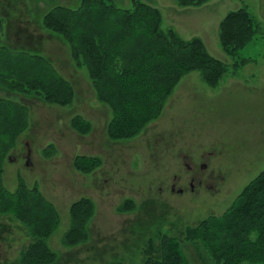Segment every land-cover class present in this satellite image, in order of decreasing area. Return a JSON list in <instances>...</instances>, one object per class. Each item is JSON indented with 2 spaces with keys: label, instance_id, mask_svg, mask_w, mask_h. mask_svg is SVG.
Returning a JSON list of instances; mask_svg holds the SVG:
<instances>
[{
  "label": "rangeland",
  "instance_id": "obj_1",
  "mask_svg": "<svg viewBox=\"0 0 264 264\" xmlns=\"http://www.w3.org/2000/svg\"><path fill=\"white\" fill-rule=\"evenodd\" d=\"M133 1L113 3L127 9ZM141 1L162 11L165 29H176L184 39L201 37L210 54L225 62L229 71L217 88L207 85L198 71L185 75L162 116L136 137L145 142H106L111 110L97 99L86 67L75 65L70 46L41 26L44 13L53 7L78 9L81 0H0V50L45 56L76 89L74 102L66 107L33 96L14 97L28 107L30 123L5 161L4 184L10 192L17 190L22 178L28 187L38 185L57 207L61 224L49 244L61 256L59 264L141 263L144 251L155 246L147 239L156 227L178 235L187 226L222 215L264 170V0H211L187 8L177 0ZM244 7L261 28L249 45L231 57L221 47L219 26L229 12ZM33 37H37L34 48L29 46ZM240 60L249 62L234 67ZM76 115L93 124L88 135L72 125ZM167 135L177 142H158ZM50 145L53 148L47 153ZM208 152L206 177L217 176L216 188L209 192L202 187L194 196L170 192L174 176L182 178L180 185L188 183L183 155L199 161ZM81 155L98 156L102 165L91 174H82L73 164ZM82 198L96 204L90 240L67 247L63 240L71 227L70 209ZM128 199L138 209L125 213L119 208ZM1 222L9 233L0 235L1 242L6 239L0 243V264L14 263L31 239L19 222L0 216ZM184 251L192 264H214L205 263L193 244L184 245Z\"/></svg>",
  "mask_w": 264,
  "mask_h": 264
},
{
  "label": "trees",
  "instance_id": "obj_2",
  "mask_svg": "<svg viewBox=\"0 0 264 264\" xmlns=\"http://www.w3.org/2000/svg\"><path fill=\"white\" fill-rule=\"evenodd\" d=\"M210 1L177 3L187 8ZM113 2L81 0L78 9L55 6L44 14L42 26L70 46L77 67L88 70L97 99L112 112L108 137L126 141L141 135L162 116L185 75L198 71L207 85L217 88L229 67L210 54L201 37L184 39L176 29H165L159 8L134 0L131 8L123 9ZM260 28L248 8L231 11L219 26L221 47L235 57L255 39ZM248 62L236 61L234 67H244ZM18 95L66 107L74 102L76 89L45 56L12 55L0 50V216L19 222L31 239L19 264H59L61 256L49 244L61 224L57 207L38 185L28 187L19 178V187L10 192L3 182L5 161L30 123L28 107L14 100ZM72 125L83 135L93 129V124L80 115L73 118ZM52 148L48 146L47 153ZM73 164L78 172L91 174L102 165V159L81 155ZM136 209L132 199L119 208L125 213ZM95 211L96 204L90 198L72 204L65 246L74 248L89 242V224ZM156 229L147 239L155 246L144 251L146 256L138 264H192L184 251V245L189 244L196 247L205 263L264 264V170L222 215L187 226L178 235L162 233L160 226Z\"/></svg>",
  "mask_w": 264,
  "mask_h": 264
},
{
  "label": "flooded vegetation",
  "instance_id": "obj_3",
  "mask_svg": "<svg viewBox=\"0 0 264 264\" xmlns=\"http://www.w3.org/2000/svg\"><path fill=\"white\" fill-rule=\"evenodd\" d=\"M168 136L169 135H167L166 137L158 138L159 139L158 142H177L176 138L168 137ZM186 138L187 137L183 139H186ZM106 142H145V141H143V139L138 141V138H134L131 140H126V141L113 140V139L108 138ZM146 142H149V141H146ZM200 156L201 158L198 161L197 160L198 158L194 160L188 154L183 155V158L186 162L185 166L189 170L188 183L186 182V185H180V183L182 182V178L176 175L174 176L173 181L171 185L169 186L170 192H172L173 194H179L183 196L190 193L191 195L194 196V195L200 194V188L202 187L206 188V190H208L209 192L210 190H213L216 188L217 182L219 180L217 176H215L212 173L208 177H206V174H207L206 169L208 168V165H210L211 153L210 152H208L207 154L203 153ZM160 192H163V188H160ZM5 233H9V229H7V226L1 222L0 223V235L5 234ZM1 239L2 238L0 237V243L6 241V239H3L1 242ZM1 253L2 252L0 249V254Z\"/></svg>",
  "mask_w": 264,
  "mask_h": 264
},
{
  "label": "crops",
  "instance_id": "obj_4",
  "mask_svg": "<svg viewBox=\"0 0 264 264\" xmlns=\"http://www.w3.org/2000/svg\"><path fill=\"white\" fill-rule=\"evenodd\" d=\"M45 14V13H44ZM41 26H42V24H41ZM43 27V26H42ZM44 28V27H43ZM45 29V28H44ZM46 30V29H45ZM47 31V30H46ZM48 32V31H47ZM50 33V32H49ZM35 34V33H34ZM31 35H32V31H31ZM52 35V34H51ZM33 36V35H32ZM52 36H54V35H52ZM55 37V36H54ZM37 37H33V40H32V42L29 44V46H31L32 48H34V46L36 45V41H35V39H36ZM60 39V38H59ZM61 40V39H60ZM1 45V44H0ZM4 46V45H3ZM22 54H31V53H22ZM33 55V54H32ZM31 97V96H30ZM4 174H5V164H4ZM4 174H3V182H4ZM5 185V184H4ZM2 217H6L7 219H9V220H11L12 222H17V221H15L12 217H10V216H2ZM19 226H20V223H19ZM23 229H24V227H22ZM21 228V231H23V229ZM23 251V250H22ZM22 251H21V253H22ZM21 253H20V256L18 257V259L17 260H15L14 261V263H16V264H19V260H20V257H21ZM18 261V262H17ZM7 263H10V264H13V262L11 263V262H7Z\"/></svg>",
  "mask_w": 264,
  "mask_h": 264
},
{
  "label": "water",
  "instance_id": "obj_5",
  "mask_svg": "<svg viewBox=\"0 0 264 264\" xmlns=\"http://www.w3.org/2000/svg\"><path fill=\"white\" fill-rule=\"evenodd\" d=\"M27 157V164L30 166L31 165V151L28 152Z\"/></svg>",
  "mask_w": 264,
  "mask_h": 264
},
{
  "label": "bare ground",
  "instance_id": "obj_6",
  "mask_svg": "<svg viewBox=\"0 0 264 264\" xmlns=\"http://www.w3.org/2000/svg\"><path fill=\"white\" fill-rule=\"evenodd\" d=\"M45 256V255H44Z\"/></svg>",
  "mask_w": 264,
  "mask_h": 264
}]
</instances>
